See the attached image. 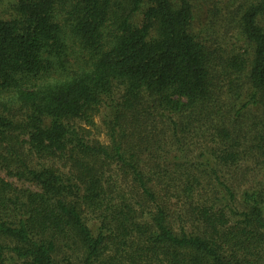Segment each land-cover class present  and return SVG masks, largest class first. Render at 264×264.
I'll return each mask as SVG.
<instances>
[{"label":"trees","instance_id":"16d2710c","mask_svg":"<svg viewBox=\"0 0 264 264\" xmlns=\"http://www.w3.org/2000/svg\"><path fill=\"white\" fill-rule=\"evenodd\" d=\"M0 264H264V0H0Z\"/></svg>","mask_w":264,"mask_h":264},{"label":"rangeland","instance_id":"374dc122","mask_svg":"<svg viewBox=\"0 0 264 264\" xmlns=\"http://www.w3.org/2000/svg\"><path fill=\"white\" fill-rule=\"evenodd\" d=\"M198 19H199L198 20V23L199 24H197V26L199 28L206 27L209 24L206 21H203L202 18H200V16L198 17ZM215 22L216 23H219V20L217 19V20L214 21V23ZM231 39H232L231 37H227V39H225V40L231 41ZM93 121H94V127L91 129V135H92V137H94L95 139H97L101 143L106 144L108 140H107V137L104 135L103 128L101 126L99 117H95L93 119ZM9 181H10V179H9ZM17 186H19V187L20 186H26L27 187L26 184H17Z\"/></svg>","mask_w":264,"mask_h":264}]
</instances>
